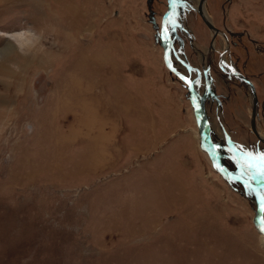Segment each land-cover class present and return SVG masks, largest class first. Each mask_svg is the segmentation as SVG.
<instances>
[{
    "label": "rangeland",
    "instance_id": "1",
    "mask_svg": "<svg viewBox=\"0 0 264 264\" xmlns=\"http://www.w3.org/2000/svg\"><path fill=\"white\" fill-rule=\"evenodd\" d=\"M199 3L0 0V264H264L261 200L214 170L163 58L264 203L252 92L222 67L264 139V0H204L217 34Z\"/></svg>",
    "mask_w": 264,
    "mask_h": 264
},
{
    "label": "water",
    "instance_id": "2",
    "mask_svg": "<svg viewBox=\"0 0 264 264\" xmlns=\"http://www.w3.org/2000/svg\"><path fill=\"white\" fill-rule=\"evenodd\" d=\"M204 0H201V2L203 3ZM172 5H173V0H170V4H169V8L167 10V12L165 13V16L166 17L171 8H172ZM197 12L198 14L200 15V17L202 18L203 22L205 23V25H207V27L209 29H211L214 34H217L218 31L217 29H215V27L213 26V24H211V22L204 16L203 14V11H202V8L199 7L197 9ZM162 25L163 27L165 28V24L164 22H162ZM165 32H167L165 30ZM167 51H168V44L165 45V50H164V62H165V65L169 68V70H171L175 75L179 76L180 78H182L188 85L189 89H190V92H191V99H192V105H193V108H194V112L197 116V118H199L201 120V122L204 124L205 128L204 130L201 132L200 134V145L201 147L204 149V150H207L209 152V155H210V158H211V162H212V166L214 168V170L216 172H218L219 174L225 176V177H228V178H233V179H236L238 180L239 182L253 188L255 191H256V194L259 196L260 200H261V207L259 208V210L256 212V215L255 217L253 218V224L255 226V228L257 229L258 232H260L261 234H264V231H262V229L264 228H261V227H258L257 226V219H259V217L261 216L262 212H263V208H264V203H263V196L261 194V192H259V190L257 189V187L255 185H253L249 180H246L244 178H241L239 176H236L234 175L233 173H230V172H227L226 170H224L221 165L219 164L218 162V158L216 156V152L212 149L211 146H209L208 148L205 146V144L203 143V141L206 139L208 140L209 136H208V131H207V121L203 118L201 112H199V109L197 108V105L195 103V100H194V93H193V90L191 89V84L188 80V78H186L185 76H183L180 72L176 71L175 69H173L170 65H169V62H168V59H167ZM232 75L241 79L242 81H244L248 86L249 88L251 89V92H252V113H251V128L252 130L254 131V133L257 135V137L262 141L264 142V139L262 137L259 136V134L256 132L255 130V126H254V117L256 116V108H257V99H256V96H255V90H254V87H253V84L242 74H240L239 72L237 71H231ZM209 141V140H208Z\"/></svg>",
    "mask_w": 264,
    "mask_h": 264
},
{
    "label": "bare ground",
    "instance_id": "3",
    "mask_svg": "<svg viewBox=\"0 0 264 264\" xmlns=\"http://www.w3.org/2000/svg\"><path fill=\"white\" fill-rule=\"evenodd\" d=\"M199 7H201L202 8V11H203V14H204V16L206 17V11H205V6H204V4L201 2V0H200V3H199V5H198V8ZM197 8V9H198ZM207 18V17H206ZM209 20V19H208ZM14 38H15V40H17V41H19V43L21 42H27V41H29L30 39L27 37V36H23V35H21V34H17V35H15V36H13ZM166 44V42H164V45ZM221 59H222V57H221ZM222 67L224 68V69H226V70H229V72H231L232 70H233V67H232V65L231 64H228L225 60H223L222 61ZM195 100V99H194ZM13 103H15V101L13 102ZM195 103H196V105H197V100H195ZM200 112V111H199ZM197 121H198V123H199V125H200V132H202L203 130H204V124L201 122V120L199 119V118H197ZM199 140H200V137H199ZM203 143L205 144V146L208 148L209 146H211V144H210V142L208 141V140H204L203 141ZM203 149V148H202ZM208 154H209V152L207 151V150H205ZM210 156V155H209ZM211 159V158H210ZM218 173V172H217ZM221 175V174H220ZM257 226L258 227H261V228H264L262 225H261V223H260V221H259V219H257ZM257 230V229H256Z\"/></svg>",
    "mask_w": 264,
    "mask_h": 264
},
{
    "label": "crops",
    "instance_id": "4",
    "mask_svg": "<svg viewBox=\"0 0 264 264\" xmlns=\"http://www.w3.org/2000/svg\"><path fill=\"white\" fill-rule=\"evenodd\" d=\"M253 87H254V90H255V95H256V97H257V96H258V91H257V89L255 88V85H253ZM257 99H259V97H257ZM258 103H259V101H258ZM248 121L251 122V118H250V119L248 118Z\"/></svg>",
    "mask_w": 264,
    "mask_h": 264
},
{
    "label": "snow or ice",
    "instance_id": "5",
    "mask_svg": "<svg viewBox=\"0 0 264 264\" xmlns=\"http://www.w3.org/2000/svg\"><path fill=\"white\" fill-rule=\"evenodd\" d=\"M262 231H264V229H262Z\"/></svg>",
    "mask_w": 264,
    "mask_h": 264
}]
</instances>
